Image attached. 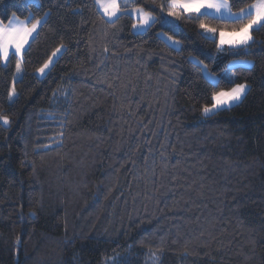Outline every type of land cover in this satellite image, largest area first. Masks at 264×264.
<instances>
[{
    "label": "trees",
    "instance_id": "obj_1",
    "mask_svg": "<svg viewBox=\"0 0 264 264\" xmlns=\"http://www.w3.org/2000/svg\"><path fill=\"white\" fill-rule=\"evenodd\" d=\"M119 2L110 20L96 0H0L4 24L43 17L21 79L0 60V264H264V26L224 50L246 19ZM133 5L156 17L143 33Z\"/></svg>",
    "mask_w": 264,
    "mask_h": 264
},
{
    "label": "snow or ice",
    "instance_id": "obj_2",
    "mask_svg": "<svg viewBox=\"0 0 264 264\" xmlns=\"http://www.w3.org/2000/svg\"><path fill=\"white\" fill-rule=\"evenodd\" d=\"M96 3L101 7L104 15L110 18H118V14L121 13L122 6L118 0H96ZM168 7L170 9L182 10L190 15L200 14L201 9H212L217 13H220L223 10L229 15H236L247 20V23L242 25L238 31L230 34L221 31L219 33L220 45L228 44L233 47L246 46L252 39L251 30L254 26H264V0H256V2L249 5L247 9H240V12L235 14L232 13V8L228 0H168ZM123 8H129V0H123ZM131 12L137 16L138 20V23L134 24L133 28H145L149 26L150 21L156 19L151 12L145 11L144 8L135 7L134 5L131 6ZM175 14L177 13L173 11L169 12V15ZM45 15H47V13H45ZM42 20L43 17L35 19L34 22L29 19L26 23L25 20L19 19L14 12L11 20H9L7 24L0 22V60L8 62L10 50L12 49L15 50L13 55L21 56L22 59L24 45L28 43L29 37L37 30V27L41 24ZM200 27L206 33L215 34L217 31L215 28L208 27L203 23H201ZM226 35H229L230 38L225 39ZM168 39L173 45H178L180 43L179 40L174 39L172 36H169ZM60 50V48H57L56 52L53 53V56H55ZM47 67L48 64H45L43 68L39 69V71L43 73L44 69ZM16 71L18 73L21 71V61H17ZM247 87L246 84H237L227 91L222 90L214 93L212 96L214 103L211 108L205 107L203 109L204 113L207 115L218 107L230 105L235 101H239L244 95ZM15 94L16 89L13 84V87L8 93L9 99L11 100ZM0 121H2L4 125L9 124L7 116L0 115Z\"/></svg>",
    "mask_w": 264,
    "mask_h": 264
},
{
    "label": "rangeland",
    "instance_id": "obj_3",
    "mask_svg": "<svg viewBox=\"0 0 264 264\" xmlns=\"http://www.w3.org/2000/svg\"><path fill=\"white\" fill-rule=\"evenodd\" d=\"M32 1L36 2V0H32ZM119 1H121V0H118V2H119ZM122 2H123V0H122ZM119 3H120V2H119ZM97 5H98V4H97ZM98 8H99V10H100L101 12H103V10L101 9V7H100L99 5H98ZM128 10H129V9H128ZM121 13H122V12H121ZM121 13H119L118 16H119ZM127 13H129V14H131V15L133 16V18H134L135 21H136L135 24H137V23H138L137 16H136L134 13H132L131 10L128 11ZM107 17H108V16H107ZM108 18H109L110 20H113V19H115L116 17H112V18L108 17ZM10 20H11V19H10ZM0 22H2V21L0 20ZM27 22H28V21H26V23H27ZM153 22H154V21H150L149 26H150ZM42 24H43V21H42L41 24L37 27V30H36L35 32H33L32 35L29 37V39H28V43L24 45V49H23V51H22V59H23V54H24V52L27 50L29 44H30L31 41L34 39V37L37 35L38 30H39V28L41 27ZM29 26H30V25H29ZM149 26H147V27H145V28H139V27H137V28H133V32H134V33H143V32H145V31L149 28ZM14 51H15L14 49L10 50V55H9L8 62H4V61L2 60V62H3L4 65H8V63L10 62L11 57L13 56ZM62 52H63V49H61L59 52L56 53L55 56L52 57V59L47 63V64H48V67H47L46 69H44V72H43V73L40 72V71H38L37 76H38L39 78H44V77L47 75V73L50 71V69H51V67L53 66V64L56 62V60H57V59L59 58V56L62 54ZM16 57L18 58V61H21V71H20L19 73L16 71V76H15V81H18V80L21 79V77H22V75H23V65H22V59H21V56H16ZM210 76H211V74H210ZM246 85H247V84H246ZM247 90H248V87H247V89H246L244 95L241 97V99H240L239 101H235V102L231 103L230 105H225V106H223V107H218V108L214 109L212 112H210V113L207 114V115L204 113V115H205V116H209V115H212V114H214V113H216V112H218V111H220V110L228 109V108H231V107H233V106L239 104V103L244 99V97H245V95H246V93H247ZM15 96H16V94H15ZM15 96H14L11 100H13V99L15 98ZM211 107H212V106H210L209 108H211Z\"/></svg>",
    "mask_w": 264,
    "mask_h": 264
},
{
    "label": "crops",
    "instance_id": "obj_4",
    "mask_svg": "<svg viewBox=\"0 0 264 264\" xmlns=\"http://www.w3.org/2000/svg\"><path fill=\"white\" fill-rule=\"evenodd\" d=\"M174 10H179V9H174ZM180 11H182V10H180ZM232 13H234V12L232 11ZM237 13H239V12H237ZM194 15H208L210 17H213V18H216V19H220V20H226V21H238V20H243L244 19V18H240V17H238L236 15H229L226 11H223V10L220 13H217L215 10H212V9H201V13L200 14H194ZM258 27H260V26H254V28L251 30V36H252L253 30H255ZM225 33L226 34H230L228 32H225ZM229 38H230L229 35L225 36V39H229ZM251 42H252V39L249 41V43L247 45H249ZM218 43H219L220 48L224 49V50L239 49V48L245 47V46L233 47V46H230L228 44L220 45V36H218ZM246 63L247 62H244V63L239 62V63H236V65H246ZM205 75L212 83H216L217 82V78L215 76H212V75L210 76V74L208 72H206ZM247 92H248V90H247Z\"/></svg>",
    "mask_w": 264,
    "mask_h": 264
}]
</instances>
